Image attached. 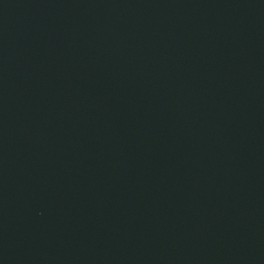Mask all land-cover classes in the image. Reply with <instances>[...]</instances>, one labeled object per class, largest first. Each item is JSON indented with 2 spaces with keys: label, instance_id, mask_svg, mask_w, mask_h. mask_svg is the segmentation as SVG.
Here are the masks:
<instances>
[{
  "label": "water",
  "instance_id": "water-1",
  "mask_svg": "<svg viewBox=\"0 0 264 264\" xmlns=\"http://www.w3.org/2000/svg\"><path fill=\"white\" fill-rule=\"evenodd\" d=\"M0 264H264V0H0Z\"/></svg>",
  "mask_w": 264,
  "mask_h": 264
}]
</instances>
